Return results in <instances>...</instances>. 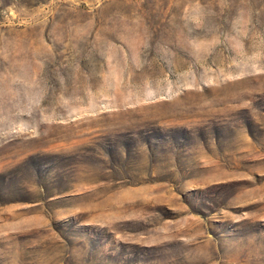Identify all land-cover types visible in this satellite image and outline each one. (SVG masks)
Masks as SVG:
<instances>
[{
	"label": "rangeland",
	"instance_id": "rangeland-1",
	"mask_svg": "<svg viewBox=\"0 0 264 264\" xmlns=\"http://www.w3.org/2000/svg\"><path fill=\"white\" fill-rule=\"evenodd\" d=\"M0 264H264V0H0Z\"/></svg>",
	"mask_w": 264,
	"mask_h": 264
}]
</instances>
